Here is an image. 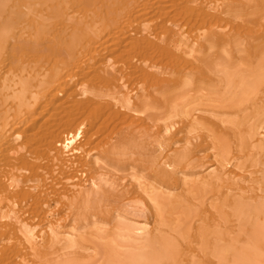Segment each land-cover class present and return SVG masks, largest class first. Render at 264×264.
<instances>
[{
	"label": "bare ground",
	"instance_id": "6f19581e",
	"mask_svg": "<svg viewBox=\"0 0 264 264\" xmlns=\"http://www.w3.org/2000/svg\"><path fill=\"white\" fill-rule=\"evenodd\" d=\"M0 264H264V0H0Z\"/></svg>",
	"mask_w": 264,
	"mask_h": 264
},
{
	"label": "rangeland",
	"instance_id": "374dc122",
	"mask_svg": "<svg viewBox=\"0 0 264 264\" xmlns=\"http://www.w3.org/2000/svg\"><path fill=\"white\" fill-rule=\"evenodd\" d=\"M252 119V118H251ZM250 119V120H251ZM254 119V118H253ZM252 119V120H253ZM249 119H248V122L249 123H251L252 121H250ZM247 122V123H248ZM252 147H249L248 149H251ZM246 170H248L247 168H246ZM246 173V172H245ZM180 211H174L171 215H169V216H167V217H169L170 218V221H169V225L171 226V227H173V225L175 226L180 220H182L183 222H184V219H185V216L184 215H182L183 214V212H180ZM180 214V215H179ZM174 215V216H173ZM182 215V216H181ZM173 216V217H172ZM182 217V218H181ZM177 219V220H176ZM176 220V221H175ZM139 221V224L141 223V222H143V217H138V219H137V222Z\"/></svg>",
	"mask_w": 264,
	"mask_h": 264
}]
</instances>
